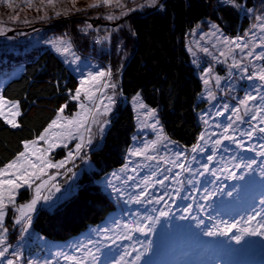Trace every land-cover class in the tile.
Here are the masks:
<instances>
[{
    "label": "rangeland",
    "instance_id": "1",
    "mask_svg": "<svg viewBox=\"0 0 264 264\" xmlns=\"http://www.w3.org/2000/svg\"><path fill=\"white\" fill-rule=\"evenodd\" d=\"M157 4L0 0V39H6V47L28 39L26 51L50 49L79 82L74 110L63 107L43 135L0 172V262L6 257L1 264H36L34 258L23 261L29 244L20 241L36 212L52 211L89 179L108 191L116 210L104 228L93 227L56 247L54 257L64 264H264V12L251 11L257 18L242 38L207 21L190 31L188 48L207 82L209 110L225 131L220 138L213 130L209 144L203 138L200 152L208 145L210 153L191 165L192 154L185 159L168 145L164 156L150 152L144 127L159 120L138 96L124 97L117 85L134 46L126 21ZM77 12L86 13L85 27L95 30L89 38L83 39V31L80 38L71 28L62 36L49 28L58 17L71 21ZM6 58L0 53V64ZM15 59L8 71L21 65ZM4 68L0 77L8 72ZM220 83L225 86L221 98ZM0 116L13 125L19 117L17 104L1 94ZM187 172L190 178L182 181ZM24 192L31 200L19 204Z\"/></svg>",
    "mask_w": 264,
    "mask_h": 264
},
{
    "label": "trees",
    "instance_id": "2",
    "mask_svg": "<svg viewBox=\"0 0 264 264\" xmlns=\"http://www.w3.org/2000/svg\"><path fill=\"white\" fill-rule=\"evenodd\" d=\"M256 9L260 14L264 12V0H159L156 6L133 12L128 17L126 22H129L133 32L131 40L134 39V46L123 62L117 85L124 97L138 96L156 114L154 119L159 120L158 125L144 127L145 142L148 147L152 146L150 152L164 156L163 148L168 145L173 152L184 155L185 159L192 154L191 165H198L199 157L204 158L210 153L206 150L208 145L200 152L203 138L209 139V144L213 130L216 136H225V131L215 125L218 117L214 116L212 109L209 110L212 99L207 94V82L199 72L197 62L194 64L188 48L192 37L189 34L195 26L207 21L215 23L227 36L242 38L257 18L256 14L252 17L251 12ZM71 16V21L58 17L49 28L56 27V34L60 36L67 34L71 28L80 38L81 31L87 33L83 39L89 38L95 30L85 27L82 19L86 20V13L77 12ZM6 44V39L1 38L0 53L7 58L0 67L8 71L13 57H16L17 63L19 58L21 67L17 65L15 69L2 73L0 94L5 101L17 104L19 117L13 125L0 116V172L23 153L27 144L43 135L63 107H66L67 113L74 110L72 98L79 87L77 76L54 51L45 48L26 51L31 45L28 39L17 43V47H6ZM105 62H110V59L107 57ZM228 70L223 68L222 71ZM224 89V84L220 83L217 90L220 98ZM217 101L219 105L220 100ZM63 154L61 150L59 155ZM167 175L170 179L169 173ZM171 178L174 185L175 178ZM188 178L190 172L181 180L187 182ZM166 181L169 185V180ZM29 200L31 195L24 192L20 194L18 203L24 204ZM115 210V202L96 179L81 182L78 189L52 211L41 208L36 212L30 232L20 239L30 248L27 254L22 252L23 261L27 263L28 258H34L36 264H64L60 258L54 257L56 247L82 238L81 235L89 229L94 231L93 227L104 228ZM10 218L8 222L12 226L14 223ZM201 218L207 221L209 217L204 214ZM205 247L211 253L215 249L210 243ZM7 258L13 262V256Z\"/></svg>",
    "mask_w": 264,
    "mask_h": 264
},
{
    "label": "bare ground",
    "instance_id": "3",
    "mask_svg": "<svg viewBox=\"0 0 264 264\" xmlns=\"http://www.w3.org/2000/svg\"><path fill=\"white\" fill-rule=\"evenodd\" d=\"M179 184V183H178ZM185 264V263H184Z\"/></svg>",
    "mask_w": 264,
    "mask_h": 264
}]
</instances>
